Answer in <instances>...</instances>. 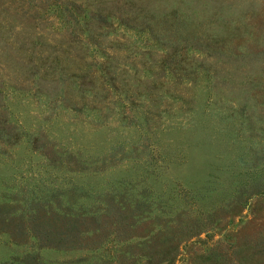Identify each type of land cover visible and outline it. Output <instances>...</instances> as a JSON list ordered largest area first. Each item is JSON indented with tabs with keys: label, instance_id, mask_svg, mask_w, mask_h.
<instances>
[{
	"label": "rangeland",
	"instance_id": "1",
	"mask_svg": "<svg viewBox=\"0 0 264 264\" xmlns=\"http://www.w3.org/2000/svg\"><path fill=\"white\" fill-rule=\"evenodd\" d=\"M0 264H264V0H0Z\"/></svg>",
	"mask_w": 264,
	"mask_h": 264
},
{
	"label": "trees",
	"instance_id": "2",
	"mask_svg": "<svg viewBox=\"0 0 264 264\" xmlns=\"http://www.w3.org/2000/svg\"><path fill=\"white\" fill-rule=\"evenodd\" d=\"M148 24V23H147ZM147 27L150 29L151 28V26L148 24L147 25ZM69 215V216H68ZM76 214H72V213H69V212H67V213H65V216H68L69 218H73L74 216H75Z\"/></svg>",
	"mask_w": 264,
	"mask_h": 264
}]
</instances>
